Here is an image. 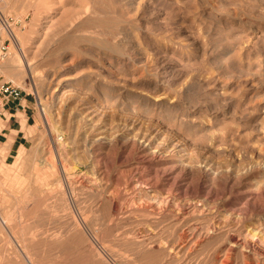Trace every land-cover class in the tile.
<instances>
[{
	"label": "rangeland",
	"instance_id": "1",
	"mask_svg": "<svg viewBox=\"0 0 264 264\" xmlns=\"http://www.w3.org/2000/svg\"><path fill=\"white\" fill-rule=\"evenodd\" d=\"M0 9L23 41L21 66L7 67L10 42L2 73L28 102L0 113V264H178L163 247L178 225L137 184L179 207L211 184L215 205L264 216L254 178L264 170L240 173L264 166V0H0ZM174 95L183 112L170 108ZM135 131L151 133L140 143L158 150L154 162H141L126 137ZM83 134L105 137L97 146ZM20 148L28 156L16 165ZM207 158L213 182L201 177ZM223 241L197 246L194 261L207 264Z\"/></svg>",
	"mask_w": 264,
	"mask_h": 264
},
{
	"label": "bare ground",
	"instance_id": "2",
	"mask_svg": "<svg viewBox=\"0 0 264 264\" xmlns=\"http://www.w3.org/2000/svg\"><path fill=\"white\" fill-rule=\"evenodd\" d=\"M115 1L120 2L121 0H115ZM10 30H11V45L13 47V51H11L12 55L10 59H8L7 61L8 62L7 67L10 68H14L16 66L20 67L22 63L20 50H22L23 41L22 38L18 36L16 31H14L12 28ZM62 66L61 65L57 66L55 68V72H58ZM13 74L16 75L17 73L12 72V75ZM9 75H11V72ZM104 92L106 94L104 93L103 95L97 98L98 99L96 100L97 104L103 103L107 100L108 90H105ZM169 95H171V92H166L160 95L158 99L159 101H162V98H164L163 100H165ZM177 99H178V95H174L173 99L169 101L170 108L181 110L183 112L182 107H180L179 106L180 104L177 103ZM258 108H260V106ZM262 108H263L262 110L264 111V106ZM80 114H81V118H86L87 120L92 119L91 111L81 112ZM180 115H182V113ZM181 119L182 116H179L180 121ZM89 123L93 125L92 121H90ZM262 125H264V121L262 122ZM141 133H142L141 131H135L134 137L133 136L129 137L127 135L126 137L130 139L133 138L131 141L134 144L139 143V145H137V148L140 151V153H142L141 162L144 161L154 162L156 155L155 152H157L158 150L152 149L149 142H147L146 144L140 143L141 142L140 140H142L143 138L145 139L149 137L151 138V133L144 132L142 133V136H140ZM83 135H84L83 139L86 143H90L92 145H97V146L101 144V140L103 139V137H105L104 135H100V136L97 135L91 136L89 134H83ZM139 137H141V139H139ZM4 145L5 146L0 148V169L3 163L2 156L7 150L6 149L7 144ZM175 152L176 151H173L172 153L173 156L171 155L167 158L168 161L166 163H173L171 166H174L177 163L172 161L176 158V156L174 155ZM27 156L24 150L20 148L15 156L16 165L22 164L26 160ZM230 156L232 158L231 159L232 163L236 162L237 165L241 159V156L238 153L231 154ZM179 160L183 161L184 158L180 157ZM205 160H206V165L209 168L202 171L203 175H201V177L203 176L206 178L207 181L209 180L210 182H213V179L218 174V172L217 170H213V164L211 162V159L207 158ZM182 164L184 166H188L187 163H182ZM259 164L261 165V162ZM256 165L255 167L248 166L244 171H241L240 173H244V176L254 175V173L258 172V170H264V166L260 168L259 166ZM171 170L172 169L163 170L162 175H164L165 173ZM227 170L229 169L227 168L225 170L226 171L225 173L229 175ZM254 178L256 180V183H264L262 179L264 178V175H262L261 178L260 176H255ZM170 179L171 177L166 178V180H170ZM206 185H204V189H206L207 194L202 199L196 198L193 201H191L189 204L181 205L180 207L177 203H174L173 200L174 198L171 197L170 195H164L159 193L158 191H151L150 188H146V189L140 188V185L138 184L136 185V189H138V191L140 192L139 197L145 198L152 205L163 206V208L159 212L160 217L166 220V223L168 225H172V224L178 225L177 233L175 235V238L172 240V242L170 243L164 242L163 244V247H167V251H168L165 260L169 261V259H177L179 260L178 264H198V261H194V256L196 254L197 249L200 248L202 245L207 244L210 238H214V239L223 238L225 243L217 245V248L215 249L214 253L212 254L207 264H237L236 261L233 262L234 257H236L235 254H240L242 256L243 264H252V263H248L247 261L249 257L254 258V256L264 254V216H259V215L253 216L251 213L248 214L247 212H244L243 215L240 216L239 213L236 214L234 208L225 207V206L221 208L220 205H215V202H213L214 200H211V198L214 197L212 194L211 184H209L208 186ZM262 264H264V262H262Z\"/></svg>",
	"mask_w": 264,
	"mask_h": 264
},
{
	"label": "built area",
	"instance_id": "3",
	"mask_svg": "<svg viewBox=\"0 0 264 264\" xmlns=\"http://www.w3.org/2000/svg\"><path fill=\"white\" fill-rule=\"evenodd\" d=\"M12 22L13 19L6 16L0 9V108L12 105L16 109L22 89L13 81L5 79L2 73L3 64L10 55Z\"/></svg>",
	"mask_w": 264,
	"mask_h": 264
},
{
	"label": "crops",
	"instance_id": "4",
	"mask_svg": "<svg viewBox=\"0 0 264 264\" xmlns=\"http://www.w3.org/2000/svg\"><path fill=\"white\" fill-rule=\"evenodd\" d=\"M28 107V102L25 94H22L19 101L17 102V108L14 109L12 105H7L0 108V113L5 116V113L17 115V113L23 112Z\"/></svg>",
	"mask_w": 264,
	"mask_h": 264
}]
</instances>
